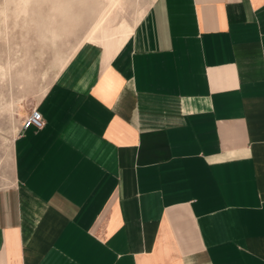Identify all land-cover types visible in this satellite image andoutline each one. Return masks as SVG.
Listing matches in <instances>:
<instances>
[{"label":"crops","instance_id":"0c3cea01","mask_svg":"<svg viewBox=\"0 0 264 264\" xmlns=\"http://www.w3.org/2000/svg\"><path fill=\"white\" fill-rule=\"evenodd\" d=\"M127 25L14 139L0 264H264V0H151Z\"/></svg>","mask_w":264,"mask_h":264},{"label":"rangeland","instance_id":"374dc122","mask_svg":"<svg viewBox=\"0 0 264 264\" xmlns=\"http://www.w3.org/2000/svg\"><path fill=\"white\" fill-rule=\"evenodd\" d=\"M150 2L0 0V185L12 172L13 142L24 118L77 47L102 30L132 24Z\"/></svg>","mask_w":264,"mask_h":264},{"label":"built area","instance_id":"2783aa9c","mask_svg":"<svg viewBox=\"0 0 264 264\" xmlns=\"http://www.w3.org/2000/svg\"><path fill=\"white\" fill-rule=\"evenodd\" d=\"M44 125V120L41 113L38 111L36 107L30 110V112L24 118L21 129L28 128L29 126H33L36 129L42 128Z\"/></svg>","mask_w":264,"mask_h":264},{"label":"bare ground","instance_id":"6f19581e","mask_svg":"<svg viewBox=\"0 0 264 264\" xmlns=\"http://www.w3.org/2000/svg\"><path fill=\"white\" fill-rule=\"evenodd\" d=\"M127 29H128V25L124 23L121 24L120 26H117L114 33L113 31L107 33L108 31L102 30L101 33L97 35V38H99L104 42L108 40H112L115 39V37L118 36L120 33H125Z\"/></svg>","mask_w":264,"mask_h":264}]
</instances>
